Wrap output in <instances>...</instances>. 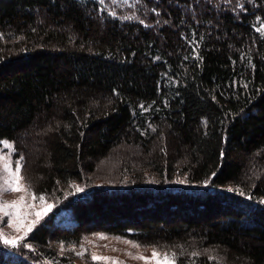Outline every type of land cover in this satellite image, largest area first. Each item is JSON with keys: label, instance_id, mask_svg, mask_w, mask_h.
<instances>
[{"label": "trees", "instance_id": "1", "mask_svg": "<svg viewBox=\"0 0 264 264\" xmlns=\"http://www.w3.org/2000/svg\"><path fill=\"white\" fill-rule=\"evenodd\" d=\"M200 1L0 0V140L74 221L48 218L37 249L103 231L264 264V0ZM124 144L123 184L99 185ZM0 264L32 263L0 244Z\"/></svg>", "mask_w": 264, "mask_h": 264}, {"label": "rangeland", "instance_id": "2", "mask_svg": "<svg viewBox=\"0 0 264 264\" xmlns=\"http://www.w3.org/2000/svg\"><path fill=\"white\" fill-rule=\"evenodd\" d=\"M206 3L217 7L219 4H224L225 0H216V2L206 0ZM201 4H203L202 0L198 6ZM198 11L200 12L199 9ZM160 24H156L154 28ZM256 27L264 35V21L257 20ZM137 151L132 145L124 144L116 148L110 157L100 161L93 175L96 181L99 179L98 184L101 183L99 181H103L108 185H122V163ZM22 166V160L15 156L13 142L0 140V205H2L0 233L3 234L0 236V244L2 246H7L19 256L31 257L32 264H158V262L163 264L165 257L169 264H176L175 257L169 252L142 245L122 235L103 231L91 232L75 243L53 241L54 247L48 251L37 249L29 238L48 218L56 216L58 221L66 225H72L74 221L68 208L63 207L56 211L55 200L35 194L22 175ZM17 168H19L18 172ZM13 173L22 177L18 183L15 182ZM17 186L20 191L5 190ZM6 240L15 243H6ZM153 252L157 255L153 256ZM93 256L100 259H93Z\"/></svg>", "mask_w": 264, "mask_h": 264}, {"label": "snow or ice", "instance_id": "3", "mask_svg": "<svg viewBox=\"0 0 264 264\" xmlns=\"http://www.w3.org/2000/svg\"><path fill=\"white\" fill-rule=\"evenodd\" d=\"M19 171V168H17V172ZM13 176L15 177V182H17L18 183V181L20 180V179H22V177H19L18 175H16V173H13ZM5 190H11V191H20L21 189L17 186V187H11V188H9V189H5ZM14 206V205H13ZM0 209H2V205H0ZM37 215H39V214H37ZM29 231H31V228L29 229ZM3 234L2 233H0V236H2ZM6 243H15V241H5ZM157 255V253H155V252H153V256H156ZM141 258H143V257H141ZM93 259H100V257H95V256H93ZM158 264H160V262H158ZM163 264H169V261H168V259H167V257H165V259H164V261H163Z\"/></svg>", "mask_w": 264, "mask_h": 264}]
</instances>
